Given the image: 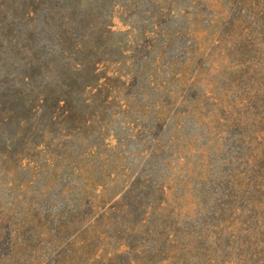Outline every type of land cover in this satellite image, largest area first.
<instances>
[{"label":"rangeland","instance_id":"obj_1","mask_svg":"<svg viewBox=\"0 0 264 264\" xmlns=\"http://www.w3.org/2000/svg\"><path fill=\"white\" fill-rule=\"evenodd\" d=\"M263 129L264 0H0V264H264Z\"/></svg>","mask_w":264,"mask_h":264},{"label":"trees","instance_id":"obj_2","mask_svg":"<svg viewBox=\"0 0 264 264\" xmlns=\"http://www.w3.org/2000/svg\"><path fill=\"white\" fill-rule=\"evenodd\" d=\"M27 4H29V3H27L26 2V6H27ZM32 18V17H31ZM25 42H27V41H25ZM15 46L16 47H20L21 45H16L15 44ZM32 48H31V50L32 51H34L36 48H35V46H34V44L31 46ZM44 104L46 105V103L44 102ZM262 140H264V129L263 130H261V133H259V135H258ZM257 155H260V154H257ZM262 155V154H261ZM262 158H264V155H263V157Z\"/></svg>","mask_w":264,"mask_h":264}]
</instances>
